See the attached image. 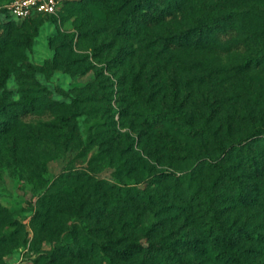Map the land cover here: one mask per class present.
<instances>
[{"label": "rangeland", "instance_id": "1", "mask_svg": "<svg viewBox=\"0 0 264 264\" xmlns=\"http://www.w3.org/2000/svg\"><path fill=\"white\" fill-rule=\"evenodd\" d=\"M12 1L0 0V6ZM76 4L84 11L71 15ZM251 4L264 10V0ZM112 18L106 12L97 15L83 0H60L55 14L3 19L7 28L0 22V100L4 96L15 104L46 94L60 103L0 135V264H101L96 253L65 252L59 244L86 246L90 238L117 242L106 202L110 200L111 209L121 193L108 186H133L149 171L182 173L188 167L185 152L168 148L167 140L188 148H195L196 141L167 127L147 129L139 119L134 90L149 94L162 86L157 97L169 106L175 80L180 98L190 97L187 107L197 124L204 112L201 99L211 95L215 102L214 93L188 84L172 67L148 57L134 39L111 33L107 26ZM81 28L86 38L78 34ZM59 42L68 47L58 56L54 47ZM214 58L233 67L240 55ZM56 59L58 67L51 72L48 62ZM249 80L258 87L264 73L253 71ZM224 106L215 107L217 117L229 115V105ZM62 117H68L73 134L65 152L60 151ZM120 154L125 169L118 164ZM141 242L147 243L145 238ZM180 252L197 264H213L184 247Z\"/></svg>", "mask_w": 264, "mask_h": 264}, {"label": "trees", "instance_id": "2", "mask_svg": "<svg viewBox=\"0 0 264 264\" xmlns=\"http://www.w3.org/2000/svg\"><path fill=\"white\" fill-rule=\"evenodd\" d=\"M251 1L83 0L97 15H113V24L107 26L111 33L134 39L148 57L172 67L188 84L208 88L215 102L211 95L201 99L204 112L197 124L187 107L190 97L180 98L175 80L169 106L157 97L162 86L149 94L134 90L138 116L147 129L167 127L196 141L195 148H188L167 140L168 148L185 152L188 167L182 173L149 171L133 186L110 184L108 189L121 193L111 209L110 200L106 202L107 217L115 219L117 242L111 238H90L89 246L64 242L59 244L63 251L96 253L101 264H156L159 259L161 264H197L182 257L184 247L213 264H264V83L256 87L246 81L253 71L264 73V10ZM74 7L71 15L81 9ZM0 22L7 28L1 17ZM78 34L88 35L82 28ZM67 47L59 42L54 49L59 56ZM230 53L240 55L233 67L214 58ZM58 63L48 62L51 72ZM59 105L46 94L15 104L1 96L0 135ZM217 105H229V115L217 117ZM60 123L64 129L60 151L65 152L73 134L68 117L60 118ZM243 123L247 127L241 130ZM235 127L238 132L233 136ZM120 157L118 164L125 169Z\"/></svg>", "mask_w": 264, "mask_h": 264}, {"label": "built area", "instance_id": "3", "mask_svg": "<svg viewBox=\"0 0 264 264\" xmlns=\"http://www.w3.org/2000/svg\"><path fill=\"white\" fill-rule=\"evenodd\" d=\"M60 0H13L0 6V17L4 20H26L36 15L55 14Z\"/></svg>", "mask_w": 264, "mask_h": 264}]
</instances>
